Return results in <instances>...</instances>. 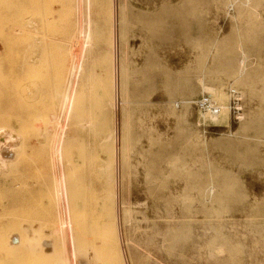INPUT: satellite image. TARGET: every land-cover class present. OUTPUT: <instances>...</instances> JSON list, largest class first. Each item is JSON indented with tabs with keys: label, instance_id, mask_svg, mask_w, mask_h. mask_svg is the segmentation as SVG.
Instances as JSON below:
<instances>
[{
	"label": "rangeland",
	"instance_id": "1",
	"mask_svg": "<svg viewBox=\"0 0 264 264\" xmlns=\"http://www.w3.org/2000/svg\"><path fill=\"white\" fill-rule=\"evenodd\" d=\"M3 126L0 264H264V0H0Z\"/></svg>",
	"mask_w": 264,
	"mask_h": 264
},
{
	"label": "bare ground",
	"instance_id": "2",
	"mask_svg": "<svg viewBox=\"0 0 264 264\" xmlns=\"http://www.w3.org/2000/svg\"><path fill=\"white\" fill-rule=\"evenodd\" d=\"M81 30V29H80ZM83 35V34H82ZM85 36L87 37L88 36V32H87V34L86 35H84L83 37H84V39H85ZM80 41H81V39H80ZM74 43V42H73ZM75 47V46H74ZM74 47H73V52H71L72 53V59L73 60H75V59H77V58H79L78 60H80V57H79V55L81 56V53L83 52V50H84V48L86 47V42L84 41V43H82L81 44V49H80V53L78 52L79 51V49H78V47H76L78 50H74ZM117 58H118V56H117ZM72 60V61H73ZM41 62V61H40ZM80 61H78V62H72V64H71V69H70V73H74L75 74V76H76V73H77V71H78V67H79V64H77V63H79ZM70 65V64H69ZM116 66H117V64H116ZM118 71V70H117ZM117 76H118V74H117ZM41 78H42V76H41ZM118 78V77H117ZM75 79V78H74ZM66 83H67V81H66ZM118 83V82H117ZM73 84H74V82H73ZM119 85V84H118ZM117 85V86H118ZM71 93L70 94H68V93H64V95H63V97H61V99H62V101H63V106H62V108H64L65 109V111H66V115H67V113L69 112L68 110L70 109V105H71V96H72V93L74 92V89L72 90L71 89ZM118 91H119V89H118ZM62 96V95H61ZM118 98V97H117ZM118 101V100H117ZM215 103V102H214ZM216 104V103H215ZM217 105V104H216ZM218 106V105H217ZM117 107H118V105H117ZM218 107H220V108H218V110H219V112H220V110H224L223 109V107H222V105L221 106H218ZM118 109V108H117ZM219 114V113H218ZM218 114H210L209 115V117H210V119L211 120H216V119H218L219 118V116H218ZM119 116V115H118ZM48 124H50L49 122H48ZM55 124V130L57 131V130H60V132L59 133H57V134H54V138L56 139V142H55V145H54V147H53V149H52V154L54 155V157L55 158H59L60 157V151L58 150L59 148H60V143H61V139H62V134H63V130H64V126L63 125H61V123H60V119H57V121H56V123H54ZM51 125V124H50ZM50 127V126H49ZM52 127V126H51ZM6 128V127H5ZM4 128V126L3 127H0V137H3V138H5V144L7 143L8 145H9V147L8 148H11V149H13L16 145H17V141H16V138H17V136H16V138L14 137V133H13V135H11V133L10 132H6L7 130V128L5 129ZM50 129H52V128H50ZM6 130V131H5ZM16 134V133H15ZM4 135V136H3ZM19 135V134H18ZM3 141V140H2ZM54 141V140H53ZM2 143H4V142H2ZM19 149H20V147H19ZM50 150V149H49ZM2 151V150H1ZM0 151V152H1ZM3 154V153H2ZM6 159H5V158ZM16 158H18V154L16 153V154H14V152L13 151H9V152H5V156L3 155H1V153H0V175H1V168H3V167H6L7 166V164L10 166V167H12V166H14V164H15V162H16ZM52 164V163H51ZM54 173V172H53ZM61 174V173H60ZM61 183H62V180L60 181ZM61 183H59V184H56V186H55V193H56V195H57V197L58 196H61V194H63L62 193V190H61ZM55 184V183H54ZM116 195V194H115ZM62 201H63V198H62ZM121 202V201H120ZM64 213H62V214H58V219H57V222L55 223V225H57V227H56V231H55V228H54V231H55V233L63 240V243H65L64 241L65 240H67L66 238H67V236H68V234H71L70 236H72V233H71V230H70V227H71V222H69V220L67 219L68 218V212L65 210V208H64V211H63ZM59 213V212H58ZM68 229H69V232H67L68 231ZM68 233V234H67ZM67 235V236H66ZM66 236V237H65ZM70 236H69V239L68 240H70ZM15 239L16 238H14V235H13V237L11 236L10 237V240L11 241H9L10 243L8 244V246H13V245H17V243H16V241H15ZM67 240V241H68ZM65 256V255H64ZM74 257H75V255H73ZM62 257H63V255H62ZM74 257H72V259H71V261H73V262H75V258ZM71 258V257H70ZM66 259V258H65ZM127 259V258H126ZM62 260L64 261V259L62 258ZM69 262V261H68ZM68 262H67V264H68ZM66 264V263H65Z\"/></svg>",
	"mask_w": 264,
	"mask_h": 264
},
{
	"label": "built area",
	"instance_id": "3",
	"mask_svg": "<svg viewBox=\"0 0 264 264\" xmlns=\"http://www.w3.org/2000/svg\"><path fill=\"white\" fill-rule=\"evenodd\" d=\"M196 106L199 111L204 112L205 114H218V106L214 103L209 94H204L200 96L196 101Z\"/></svg>",
	"mask_w": 264,
	"mask_h": 264
}]
</instances>
